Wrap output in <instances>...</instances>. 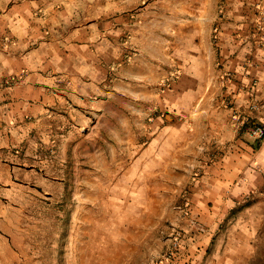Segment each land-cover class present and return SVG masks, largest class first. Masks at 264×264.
<instances>
[{"label":"crops","instance_id":"0c3cea01","mask_svg":"<svg viewBox=\"0 0 264 264\" xmlns=\"http://www.w3.org/2000/svg\"><path fill=\"white\" fill-rule=\"evenodd\" d=\"M261 20L264 0H0V198L61 195L82 141L106 166L88 198L124 197L121 222L127 196L188 211L174 264L256 261L254 226L225 219L264 197V140L244 129L264 126Z\"/></svg>","mask_w":264,"mask_h":264},{"label":"rangeland","instance_id":"374dc122","mask_svg":"<svg viewBox=\"0 0 264 264\" xmlns=\"http://www.w3.org/2000/svg\"><path fill=\"white\" fill-rule=\"evenodd\" d=\"M261 25L263 28L262 20ZM216 27L212 30L213 43L218 39ZM87 147L77 141L67 150L61 195H47L37 187L25 196L0 198V264H160L169 256H187V236L178 250L173 244L176 231L185 232L183 223L188 221V211L185 214L184 207L168 212L161 198L159 213L155 206L153 212L145 213L135 197L127 196L126 214L121 213L125 223L119 220L120 212L125 211L124 197L106 194L104 198H88L94 183H103L99 175H104L106 166L90 164ZM110 173L115 177L118 170L106 174ZM54 191L57 189L50 190ZM93 199L99 203L88 207ZM255 199L261 201L255 211L230 213L225 223L233 221L238 231L247 222L254 226L247 256H256L250 264H264V197ZM191 220L204 227L197 218ZM119 222L127 228L126 233L122 230V237ZM152 227L157 236L154 240L148 236L144 242L143 237Z\"/></svg>","mask_w":264,"mask_h":264},{"label":"built area","instance_id":"2783aa9c","mask_svg":"<svg viewBox=\"0 0 264 264\" xmlns=\"http://www.w3.org/2000/svg\"><path fill=\"white\" fill-rule=\"evenodd\" d=\"M215 31H217V28H215ZM256 85L253 83L251 86V91L252 89L255 87ZM252 97V96H251ZM260 107V103L253 97L252 99H250L249 101V108L252 110H257ZM251 135L255 138H262L264 136V126L260 123H257L252 129H251ZM185 208V207H184ZM181 208L180 209H183ZM186 210V209H185ZM186 214V211H185ZM191 224L194 228H196V230L200 231V232H205L206 229L205 227H203L200 223H198L195 220H191ZM186 238V233L182 232V231H176V234L173 237V244H174V248L176 250H178L179 248H181V245L183 243V241ZM180 257L182 256H174V257H168L166 259H162L160 260V264H174Z\"/></svg>","mask_w":264,"mask_h":264},{"label":"trees","instance_id":"16d2710c","mask_svg":"<svg viewBox=\"0 0 264 264\" xmlns=\"http://www.w3.org/2000/svg\"><path fill=\"white\" fill-rule=\"evenodd\" d=\"M257 124V122H254L252 120L250 121H247L245 124H244V129H247L245 130L246 133H250L251 134V129ZM256 139L257 143L255 144V147L258 148L260 143L264 140V136L262 138H254Z\"/></svg>","mask_w":264,"mask_h":264}]
</instances>
